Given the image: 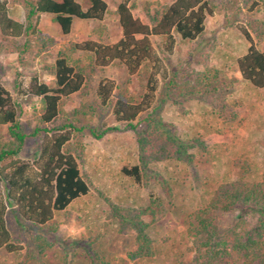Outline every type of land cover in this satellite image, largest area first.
Instances as JSON below:
<instances>
[{"label":"trees","instance_id":"1","mask_svg":"<svg viewBox=\"0 0 264 264\" xmlns=\"http://www.w3.org/2000/svg\"><path fill=\"white\" fill-rule=\"evenodd\" d=\"M10 4L19 5L21 19L9 13ZM135 2L119 0L114 10L121 28V37L114 43L100 39L68 42L52 58L54 38L39 27L40 14L50 15L64 35L72 29L73 19L94 20L93 33L106 30L103 21L110 12L106 0H0V52L16 53L17 60L42 59V71L52 76L41 79L30 76L27 83L15 82L21 96L39 98L31 118L20 120L22 106L0 80V249L21 250L7 225V201L15 213L40 228L55 229L57 213L90 191V181L81 171L85 160L86 130L95 139L118 129L122 124L133 131L137 142V162L124 164L122 174L136 183L150 179L152 167L166 161H191L186 145L167 130L160 116H155L165 103L197 98L221 118L235 117L232 95L237 78L217 67H206L180 74L176 70L162 75V58L152 37L161 38L160 49L171 54L178 44L177 36L193 43L203 36L207 16L224 13L248 42L246 51L235 64L242 79L256 88L264 87V49L257 40H264V0H170L149 9L146 20L136 16ZM120 64L127 70L121 79L101 77L99 72ZM143 83L141 92L130 89L131 77ZM73 94H79L77 106L65 109ZM111 112L118 123L111 126H90L93 118ZM39 143L33 158L19 154L30 141ZM198 145L203 142L197 137ZM191 146V145H190ZM238 176L218 182L206 202L190 215L186 235L190 240L191 257L176 264H264V180L249 179L251 165L245 159L234 161ZM110 207L106 218L117 224L121 234H132L134 248L122 262H137L155 254L150 225L160 211L159 196L150 192L145 205L123 207L106 198ZM235 212L232 222L223 227L217 213ZM39 255L52 242L34 236ZM91 264H110L94 249H86Z\"/></svg>","mask_w":264,"mask_h":264},{"label":"rangeland","instance_id":"2","mask_svg":"<svg viewBox=\"0 0 264 264\" xmlns=\"http://www.w3.org/2000/svg\"><path fill=\"white\" fill-rule=\"evenodd\" d=\"M110 12L103 24L106 30L99 36L92 32L98 25L94 20L74 21L73 29L63 35L48 14L39 17V27L44 34L54 38L50 47L52 61L57 50L64 44L85 39H100L114 43L121 37V28L115 13L119 0H106ZM135 2L133 12L146 20L144 7L149 9L167 4L170 0H130ZM12 17L21 18L19 5L10 4ZM232 18L224 13L207 16L206 29L202 37L193 43H186L177 37L178 44L169 54L160 49L161 38L152 37L162 63L159 80L163 74L176 70L186 74L206 67H217L230 76L237 78L235 89L229 97L235 117L221 118L212 113L210 106L197 98H190L181 105L168 101L155 116H160L167 130L174 133L188 146L191 161H166L152 167L151 178L141 183L134 182L122 174L124 164L137 162V142L133 131L118 124L111 112L91 120L90 126L117 125L118 129L95 139L86 130L85 160L81 171L90 181L87 195L74 200L68 208L55 215V229L40 228L21 219L15 213V207L7 201V225L16 243L22 249L8 252L0 249V264H91L85 250L94 249L110 264H176L191 257L190 240L186 227L194 209L202 206L210 191L218 182L235 179L238 169L236 159H245L251 165L249 179L264 180V87L256 88L242 79L237 71L235 59L243 54L248 46L247 40L231 23ZM259 48L264 49V40H257ZM22 64L16 53L0 52V80L11 91L22 106L20 120L31 118L33 108H38L39 98L21 96L15 82L27 83L30 76L38 74L41 79L51 80L52 76L42 71V59H26ZM127 70L120 64L102 69L96 76L121 79ZM130 89L139 93L143 83L136 76L131 77ZM79 94L67 99L65 109L77 106ZM197 137L203 145L194 141ZM191 145V146H190ZM39 149V143L30 140L20 152V158H33ZM150 192L160 199V211L150 225L149 233L155 247V254L149 259L137 262L125 261L126 253L134 248L132 234L117 231L114 220L106 218L110 207L106 198L123 207L145 205ZM235 212L217 213L218 223L225 227L234 219ZM34 236H43L52 242L44 255H39Z\"/></svg>","mask_w":264,"mask_h":264},{"label":"crops","instance_id":"3","mask_svg":"<svg viewBox=\"0 0 264 264\" xmlns=\"http://www.w3.org/2000/svg\"><path fill=\"white\" fill-rule=\"evenodd\" d=\"M20 7V6H19ZM21 17H22V10H21ZM49 17H50V15H49ZM17 19V18H16ZM21 19V18H20ZM76 20V18L75 19H73V23H72V29H73V25H74V21ZM71 29V30H72ZM64 35V34H63Z\"/></svg>","mask_w":264,"mask_h":264}]
</instances>
